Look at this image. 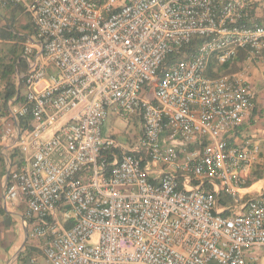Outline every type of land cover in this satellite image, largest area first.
<instances>
[{
	"label": "built area",
	"instance_id": "built-area-1",
	"mask_svg": "<svg viewBox=\"0 0 264 264\" xmlns=\"http://www.w3.org/2000/svg\"><path fill=\"white\" fill-rule=\"evenodd\" d=\"M0 6L21 7L35 27L16 95L0 94V143L20 157L5 200L24 203L48 264H264L246 257L264 250V178L242 180L261 149L232 141L256 93L205 76L213 57L264 51V25H249L255 0ZM110 113L136 118L139 138L104 136ZM223 192L233 205L220 206Z\"/></svg>",
	"mask_w": 264,
	"mask_h": 264
},
{
	"label": "crops",
	"instance_id": "crops-1",
	"mask_svg": "<svg viewBox=\"0 0 264 264\" xmlns=\"http://www.w3.org/2000/svg\"><path fill=\"white\" fill-rule=\"evenodd\" d=\"M254 19L258 24L264 25V0H255ZM6 22L3 19L0 26V62L13 46L20 47V58L23 60V47L20 46L19 36L24 37L25 39L22 40L25 41L34 37L35 33L30 28L19 34H16L14 29H9L13 35L5 38L1 27ZM26 70V63L23 60V65L20 68L16 65L14 73L4 79L0 66V94L6 95L7 82L14 84L17 91L20 77ZM230 70L233 71L229 76L250 84L256 93L254 110L248 114L232 140L237 144L249 140L260 146L261 152L242 174L244 188H248L249 184L264 178V51L257 55L250 54L247 50H240ZM19 158L18 155L4 148L2 142L0 143V264H48L39 249V243L28 240L29 224L24 218V203L21 200L14 202L5 200L9 172L12 166L14 168L19 162ZM260 185L261 183L255 185L251 191L256 190ZM231 205L233 204L226 207ZM262 253L264 250L260 255Z\"/></svg>",
	"mask_w": 264,
	"mask_h": 264
},
{
	"label": "trees",
	"instance_id": "trees-1",
	"mask_svg": "<svg viewBox=\"0 0 264 264\" xmlns=\"http://www.w3.org/2000/svg\"><path fill=\"white\" fill-rule=\"evenodd\" d=\"M3 8V7H2ZM5 8H12L15 12L18 10L23 11L26 16H28L30 19V15L27 14L21 7L19 6H7ZM252 17V16H251ZM257 20L254 19L253 16V21L249 23L250 26H252V23H257ZM9 23V27L10 29H14L12 26V22L8 21ZM258 24V23H257ZM31 29L32 31H34L35 33V27L32 23V19L29 25L25 26V29ZM29 29V30H30ZM3 32V37L6 38L7 37H11L13 35V32H9V29H6L4 31V28H2L1 30ZM13 31H15L16 34H19L18 32H16V30L14 29ZM23 39H25L23 37ZM202 39L200 38H195L192 41L191 47L190 49H194L196 46H198L199 44L202 43ZM21 57V50L19 46H13L12 48H10V50L7 51L6 55L3 57V59H1V64L0 66L2 67V75L4 77V79H6L7 77H9L10 75H12L14 73V68L17 65L18 68H20L23 65V60L20 58ZM176 60L175 57L170 56L167 58V62H165V66H170L172 63H174V61ZM20 62V63H18ZM18 63V64H17ZM233 62H229L227 64H223L220 65L217 62V59L215 57H213L211 59V61L209 62V65L207 67V70L205 72V76L210 78V79H216L218 77L224 76V75H229L233 70L229 71V68L232 66ZM7 92H6V97L7 98H13L17 91L15 90V85L12 84L11 82H7ZM252 184H249L247 187H250ZM219 203L220 206L225 207L227 205L233 204V200L230 196H228L227 194H225L224 192L221 193L220 198H219Z\"/></svg>",
	"mask_w": 264,
	"mask_h": 264
},
{
	"label": "rangeland",
	"instance_id": "rangeland-1",
	"mask_svg": "<svg viewBox=\"0 0 264 264\" xmlns=\"http://www.w3.org/2000/svg\"><path fill=\"white\" fill-rule=\"evenodd\" d=\"M10 16V17H9ZM3 19H5L7 22L4 23L3 27L4 31L6 29H10L8 21L12 22L13 28L18 33H24L25 26L29 25L31 22V19L26 16V14L21 11H14L12 8H2L0 6V26L3 23ZM20 46H22V43L24 40H22L23 37H20ZM50 74H55V70L51 68L49 70ZM103 133L104 136H109L112 134V136L122 145H128L132 143L133 141H136V139L139 138L140 135V123L136 118H129L124 119L122 117H116L113 116L111 113L109 114L108 119L105 122V125L103 127ZM263 249H251L249 252H247L246 257L249 259L253 254H259L262 252ZM262 258L264 259V253L261 254Z\"/></svg>",
	"mask_w": 264,
	"mask_h": 264
},
{
	"label": "clouds",
	"instance_id": "clouds-1",
	"mask_svg": "<svg viewBox=\"0 0 264 264\" xmlns=\"http://www.w3.org/2000/svg\"><path fill=\"white\" fill-rule=\"evenodd\" d=\"M257 182V181H256Z\"/></svg>",
	"mask_w": 264,
	"mask_h": 264
}]
</instances>
